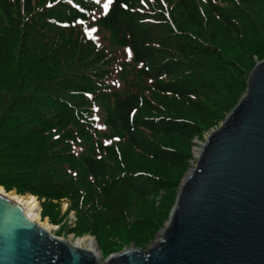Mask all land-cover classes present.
Masks as SVG:
<instances>
[{
	"label": "trees",
	"instance_id": "trees-1",
	"mask_svg": "<svg viewBox=\"0 0 264 264\" xmlns=\"http://www.w3.org/2000/svg\"><path fill=\"white\" fill-rule=\"evenodd\" d=\"M100 1L0 0V185L68 199L76 213L81 204L93 208L94 219L87 223L84 210V224L70 232H90L108 252L125 220L150 235L162 224L190 139L245 92L251 67L264 59V0H112L107 10ZM182 14L186 26L175 20ZM83 20L127 47L135 75L126 89L101 90L105 52L79 29ZM94 105L112 135L146 160L119 159L114 143L91 140L88 154L73 152L94 133ZM134 198L146 203L142 217L130 216Z\"/></svg>",
	"mask_w": 264,
	"mask_h": 264
},
{
	"label": "water",
	"instance_id": "water-1",
	"mask_svg": "<svg viewBox=\"0 0 264 264\" xmlns=\"http://www.w3.org/2000/svg\"><path fill=\"white\" fill-rule=\"evenodd\" d=\"M0 264L100 263L0 193ZM104 264H264V59L202 144L160 238L146 250L113 253Z\"/></svg>",
	"mask_w": 264,
	"mask_h": 264
},
{
	"label": "rangeland",
	"instance_id": "rangeland-1",
	"mask_svg": "<svg viewBox=\"0 0 264 264\" xmlns=\"http://www.w3.org/2000/svg\"><path fill=\"white\" fill-rule=\"evenodd\" d=\"M106 2V0L100 1V8L104 9L103 5ZM161 3L164 6H167L165 1H161ZM198 6L202 7L203 3L201 0L197 1ZM177 21H180L179 24L181 26H186L188 22H185L184 14L180 15L179 18L175 19ZM79 29L84 33L85 37L88 38L92 43H94L95 47H102V50L105 52L103 54L104 57V63L102 67L107 68L108 78L105 80V84L102 85L103 88L101 90L103 91H109L110 89H126L125 85L129 83V81L133 78L132 76L135 75L134 68L135 65L132 63L129 52L126 46H119L115 42L116 39H113V35L111 32L99 30L97 29L92 23L87 22L86 20H83L79 24ZM108 48L109 50L105 49ZM109 56V59L108 57ZM260 61V60H259ZM101 60H99L98 63H100ZM258 62V61H257ZM256 63V62H255ZM110 68V69H109ZM253 68V66L251 67ZM250 68V69H251ZM249 74V73H248ZM248 77V76H247ZM105 106H107V103L104 102ZM101 108V109H100ZM90 109V123H92L91 127L94 128V133L88 137L87 139H83L80 141V144L87 145L86 152L82 150V146L77 143L72 146V150L74 153H81L82 155L88 154V144L87 142L89 140L92 141V143L101 142L102 144H112L114 143L116 145V151L114 152V156L116 155L119 159L122 157H125V155L129 156L128 161L134 162L138 159L141 161L146 160V156L140 155V153H137L133 149L131 150L127 144L126 140L120 139L118 136L112 135L114 132L110 130L105 124L104 118V110L103 106L100 105H94L92 107H89ZM226 116V115H225ZM223 120V119H222ZM221 120V121H222ZM219 121L215 126H210L204 130L199 135H196L190 139L189 146V154L190 158L188 159V163L184 170L181 172V175L179 176V185H178V191L181 185V182L185 178L186 174L193 168L195 160L197 158V155H195V149L201 148L202 144L207 139L209 133L216 129L219 124L221 123ZM79 144V145H78ZM90 149V148H89ZM85 152V153H82ZM127 151H131L130 154H128ZM144 156V157H143ZM104 159L106 158L103 154ZM12 190V189H10ZM87 188L83 187L81 189V194H86ZM85 192V193H84ZM178 193V192H177ZM163 192L160 193L159 196L156 197V199H160ZM80 196L78 203H84V197ZM176 197L174 199V202L170 206V209L162 222V224L155 230V232L150 235L147 231H140L136 230L134 227L131 228V224L128 220H125L123 224L120 225V229L122 230L120 232L119 230V238L114 236L112 239H108L109 241H112V243L116 244L114 245V249H111L110 251L105 252L104 250V243L101 242L100 239L95 238L94 235H92L90 232L84 233L83 235H89L92 237V239L95 241L96 247L98 251L100 252L99 255V263L104 264V261L107 259L108 256H110L113 253L119 252L124 249L128 248H135L139 250H146L150 245L154 244L161 236V233L165 227V225L168 222L170 212L175 204ZM38 198V197H37ZM38 202L40 205V214L41 218H46L50 224L54 226V229H52V234L55 236H58L60 238L66 239L69 241L72 237H79L80 235H77L75 232H70L71 229L76 228V226H79L84 224L82 222V213L84 210H86V215L90 219H87L88 221H92L94 219L95 211L93 208H87L84 204L80 205V211L79 213H76L77 211L70 208L71 201L68 199H61L60 201H47L45 199L38 198ZM146 203L142 201V199L134 198L132 200L131 208H130V216L136 218V217H142L143 214H141V210L143 213L145 212V209L142 207H145ZM80 219H79V217ZM150 219H152L154 216L152 214H148ZM66 223V224H65ZM85 223V224H87ZM130 231V234H126V231ZM127 235H130L128 237ZM82 236V235H81ZM112 247V246H111Z\"/></svg>",
	"mask_w": 264,
	"mask_h": 264
},
{
	"label": "bare ground",
	"instance_id": "bare-ground-1",
	"mask_svg": "<svg viewBox=\"0 0 264 264\" xmlns=\"http://www.w3.org/2000/svg\"><path fill=\"white\" fill-rule=\"evenodd\" d=\"M199 149H195V155H199ZM7 191V190H6ZM0 193H3L8 198L12 199L16 203H18L22 209L25 215L35 223H37L42 229L48 231L50 234H52V229H54V226L49 223V221L46 218H41L40 214V205L38 202V198L35 195L27 194L22 196H17L14 191H10L5 193V190L2 186H0ZM53 235V234H52ZM69 241L74 244L75 246L79 248L86 249L90 251L95 259H99L100 252L98 251L95 241L92 239L89 235H82L79 237H72L69 239Z\"/></svg>",
	"mask_w": 264,
	"mask_h": 264
},
{
	"label": "snow or ice",
	"instance_id": "snow-or-ice-1",
	"mask_svg": "<svg viewBox=\"0 0 264 264\" xmlns=\"http://www.w3.org/2000/svg\"><path fill=\"white\" fill-rule=\"evenodd\" d=\"M111 2H112V0H106V2H105L104 5H103V7H104L105 10L108 9V6H109V4H110Z\"/></svg>",
	"mask_w": 264,
	"mask_h": 264
}]
</instances>
